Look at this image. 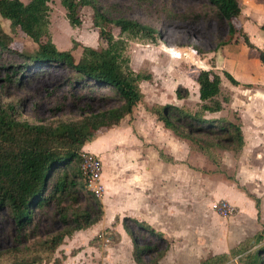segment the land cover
<instances>
[{"label": "trees", "instance_id": "obj_1", "mask_svg": "<svg viewBox=\"0 0 264 264\" xmlns=\"http://www.w3.org/2000/svg\"><path fill=\"white\" fill-rule=\"evenodd\" d=\"M49 1L0 0V17L9 20L11 30L19 28L37 43V49L32 52H17L22 62L5 79L11 82L13 74L31 72L42 64L65 67L71 73L60 84L62 97L71 98L80 113L76 117L30 121L23 116L20 101H7L0 95V219L3 214L8 215L14 233L13 244L0 249V264H62L55 251L64 238L100 220L103 209L100 200L86 187L80 168L81 151L99 129L118 123L133 110L143 97L140 82L152 76L150 72L134 69L126 52L130 39L157 41L159 31L153 25L110 13L96 0H60L72 25L81 24L79 11L90 5L93 24L99 28V38L103 41L94 47L74 40L73 47L59 49L49 33ZM208 1L214 6L217 18L226 21L231 34H242L244 43L254 47L237 21L240 0ZM260 27L264 30V22ZM11 41L10 33L0 21V48L12 50ZM258 50L264 66V49ZM224 73L235 81L228 72ZM196 81L201 100L198 110L191 112L171 103L157 104L153 108L157 118L180 139L187 140L191 148L208 157L214 158L213 150L217 147L239 151L244 143L239 121L205 116L206 111L222 108L220 74L213 69L202 70ZM177 95L181 96L179 91ZM97 100L115 103L93 110L89 102ZM83 192L90 194L93 204H80ZM50 206L62 226L46 231L43 237L40 236L41 214ZM256 207L259 212L258 202ZM123 225L132 238V253L138 263H145V254L154 253L150 259L153 264L165 252L167 246L160 249L158 243L139 241L142 236L139 232L145 231L157 242L167 240L145 221L124 217ZM109 236L115 241L118 233L113 229ZM232 255L241 264H264V227L239 241L229 252L207 255L200 264H225Z\"/></svg>", "mask_w": 264, "mask_h": 264}, {"label": "rangeland", "instance_id": "obj_2", "mask_svg": "<svg viewBox=\"0 0 264 264\" xmlns=\"http://www.w3.org/2000/svg\"><path fill=\"white\" fill-rule=\"evenodd\" d=\"M23 1L26 2L27 0ZM96 1L101 3L110 13H120L141 22H147L159 31L158 39L155 42L140 39L128 41L126 53L129 55L130 65L134 69L144 70L152 75L150 79L144 80V84L140 86L141 90L143 89V97L135 106L136 110H143L144 108L153 110L159 103H172L176 101V91H179L183 97V100L178 101L182 108L191 112L198 110L201 100L197 93L196 77L200 71L213 69L220 71L221 75L224 76L222 70L223 55L227 56V60L232 61V58L239 54L243 45L246 49L252 50L244 43L242 34H231L226 21H220L217 18L214 6L208 0ZM240 2L241 12L237 21H239L243 31L246 27L252 33L254 28L255 31L257 30L252 20H264V0H240ZM49 5V33L59 49L73 47L74 40L94 47H99L102 44L103 40L99 38V28L93 24V8L90 5H84L80 9L81 24L79 25H72L69 22L66 9L60 0H50ZM252 11L254 12L253 16L250 15ZM0 21L3 29L12 37L10 43L12 50L0 48V95L2 99L20 101L23 116L30 121L78 116L80 108L72 105L71 98L62 97V87H60L63 79L71 73L69 69L42 64L35 67L31 72L23 70L24 72L19 71L17 74H13L11 82L5 79L6 74H11L13 67L22 62L23 58L17 52H32L37 49V43L19 28L12 31L8 19L0 17ZM246 31L244 32L249 38L250 35ZM114 32L117 33L116 28H114ZM78 49L80 50V48ZM78 49L74 51L76 55ZM188 51L190 52L189 55ZM182 52L185 54L182 55ZM259 61L258 59V66L264 70V66ZM218 62L219 64H217ZM168 65L170 70H167ZM227 93H229L228 90L223 88L219 97ZM89 103H91L93 110H98L111 106L115 102L113 100L106 102L97 100ZM103 131V129L98 130L99 133ZM96 136L88 142H93ZM222 148H212V150L214 149V158L207 157L205 153L192 149L193 157L190 162H193V167H203L201 177L197 172L194 175L195 188L199 186L203 193L202 196L206 193L209 205L214 200L222 198L235 206L232 213L227 215L216 214L219 217V225L222 223L224 225V235L220 233L219 237L216 232V220L213 221L212 214L209 213L207 217L203 215L206 218V221H203L206 224L204 229L210 235L208 242L202 245V251L199 248L197 250L202 255H209L215 251L229 252L239 241L252 236L264 227V179L247 180L245 181L247 186L242 185L240 188L241 182L235 180L234 172L226 168L222 162ZM85 150L82 149L81 152ZM104 155L103 152L99 155L103 168L105 164ZM244 176L247 177V175ZM214 191L219 195H215ZM237 191L243 192L241 204L235 201V199L241 201V196L235 198L236 195L238 196ZM234 192L235 196L233 195ZM103 193L99 197L96 196L100 200L101 206ZM79 201L82 206L93 204V198L84 192L80 193ZM257 202L259 212L256 208ZM40 222V236L43 237L46 231L55 230L62 226L60 220L53 215L52 206L43 209ZM204 229L202 228L203 232ZM103 230L101 229L100 235L104 237H108L113 231L111 228L107 231ZM139 233L142 235L139 237L140 242L158 243V248L164 249V243L157 242L154 236L145 232ZM13 234L11 220L8 215L3 214L0 219V249L13 244ZM249 245H252L251 242ZM154 255L152 253L151 258ZM193 261H196V258L191 262L182 261V264H193ZM176 262L179 261L176 260ZM225 264L241 263L237 260V256L232 255Z\"/></svg>", "mask_w": 264, "mask_h": 264}, {"label": "crops", "instance_id": "obj_3", "mask_svg": "<svg viewBox=\"0 0 264 264\" xmlns=\"http://www.w3.org/2000/svg\"><path fill=\"white\" fill-rule=\"evenodd\" d=\"M252 21L257 30L250 33L244 27V31L247 30L254 47L247 46L252 49L248 50L243 45L232 61L223 55L222 70L235 81L216 70L221 76L220 94L223 88L229 93L219 97L221 109L205 112L207 117H227L240 123L242 148L235 152L223 146L221 152L222 162L241 182L240 188L247 180L264 179V70L258 66V49H264V30L260 27L264 20ZM175 100L171 104L181 107L178 101L183 97L177 91ZM135 106L118 123L101 128V133L97 131L95 140L83 146L98 156L105 154L101 173L103 213L98 222L64 238L55 251L62 264H141L133 257L132 238L124 228V217L145 221L167 239L160 240L167 248L153 264H182L195 258L193 264H200L207 255L197 250L202 251L210 235L204 229L203 215L211 213L218 237L220 233L224 235V225H219L218 213L209 205L206 193L202 196L199 186H194V175L197 172L201 177L203 167H193L190 162L193 148L164 126L155 112L146 108L136 110ZM237 192L238 196L235 192L233 195L241 196V201L235 199L241 204L243 192ZM214 194L219 195L215 191ZM106 228L118 233L117 240L100 235L101 229ZM95 237L98 238L94 240ZM150 258L151 254H145L142 264H151Z\"/></svg>", "mask_w": 264, "mask_h": 264}, {"label": "built area", "instance_id": "obj_4", "mask_svg": "<svg viewBox=\"0 0 264 264\" xmlns=\"http://www.w3.org/2000/svg\"><path fill=\"white\" fill-rule=\"evenodd\" d=\"M183 53V54H182ZM181 54L184 55L185 52ZM189 55V51L187 52ZM81 171L86 182V187L95 196H101L103 192V184L101 182L102 162L100 157L92 151L81 152ZM212 209L218 214H229L235 210V206L226 199H216L211 203Z\"/></svg>", "mask_w": 264, "mask_h": 264}, {"label": "water", "instance_id": "obj_5", "mask_svg": "<svg viewBox=\"0 0 264 264\" xmlns=\"http://www.w3.org/2000/svg\"><path fill=\"white\" fill-rule=\"evenodd\" d=\"M251 244H252V242H251Z\"/></svg>", "mask_w": 264, "mask_h": 264}]
</instances>
